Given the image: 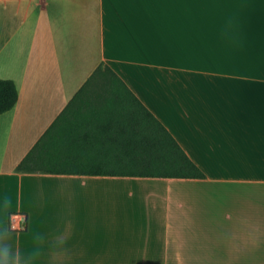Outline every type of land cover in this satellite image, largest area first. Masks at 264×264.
Segmentation results:
<instances>
[{"label":"crops","instance_id":"0c3cea01","mask_svg":"<svg viewBox=\"0 0 264 264\" xmlns=\"http://www.w3.org/2000/svg\"><path fill=\"white\" fill-rule=\"evenodd\" d=\"M0 78V264H264V0H0ZM120 79L207 177L18 171Z\"/></svg>","mask_w":264,"mask_h":264},{"label":"trees","instance_id":"16d2710c","mask_svg":"<svg viewBox=\"0 0 264 264\" xmlns=\"http://www.w3.org/2000/svg\"><path fill=\"white\" fill-rule=\"evenodd\" d=\"M93 73L116 70L102 62ZM123 90L98 96L78 93L17 165L18 171L86 175L205 178L164 122L120 79ZM19 89L0 78V114L14 108ZM96 119L99 128L86 127ZM86 134V135H85ZM86 138V140H85ZM108 142L106 155L86 154L89 142ZM114 150V153H109Z\"/></svg>","mask_w":264,"mask_h":264},{"label":"built area","instance_id":"2783aa9c","mask_svg":"<svg viewBox=\"0 0 264 264\" xmlns=\"http://www.w3.org/2000/svg\"><path fill=\"white\" fill-rule=\"evenodd\" d=\"M23 218H24V217H23ZM23 228H26V225H24Z\"/></svg>","mask_w":264,"mask_h":264},{"label":"rangeland","instance_id":"374dc122","mask_svg":"<svg viewBox=\"0 0 264 264\" xmlns=\"http://www.w3.org/2000/svg\"><path fill=\"white\" fill-rule=\"evenodd\" d=\"M125 184H129V183H125ZM110 185H111V183H110Z\"/></svg>","mask_w":264,"mask_h":264}]
</instances>
